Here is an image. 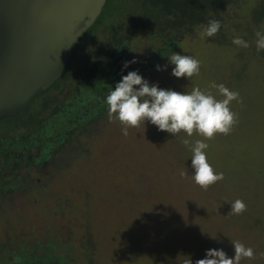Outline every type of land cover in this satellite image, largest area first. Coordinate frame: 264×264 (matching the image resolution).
I'll use <instances>...</instances> for the list:
<instances>
[{"label": "rangeland", "instance_id": "rangeland-1", "mask_svg": "<svg viewBox=\"0 0 264 264\" xmlns=\"http://www.w3.org/2000/svg\"><path fill=\"white\" fill-rule=\"evenodd\" d=\"M155 1L106 5L75 47L68 82L91 65L80 59L104 14L110 22L115 10H127L124 20L161 18L159 5L146 7ZM226 1L215 34L204 21L185 29L134 79L127 70L166 41L153 36L151 48L119 63L121 89L85 134L69 127L40 167L5 170L3 178L29 181L7 199L0 246L18 252L39 243L72 264H264V19L251 18L259 0ZM172 3L183 15H203L199 1ZM148 28L126 36L145 42ZM112 86L106 79L104 88Z\"/></svg>", "mask_w": 264, "mask_h": 264}, {"label": "trees", "instance_id": "trees-1", "mask_svg": "<svg viewBox=\"0 0 264 264\" xmlns=\"http://www.w3.org/2000/svg\"><path fill=\"white\" fill-rule=\"evenodd\" d=\"M112 1L107 0L105 6L111 5ZM192 1H199V5L203 8V15L199 19H195L194 15L191 14L186 16L179 13L172 0H156L146 6L159 5L160 10H162L161 18L156 17L150 20L144 18L141 21L125 18L124 20L119 16L121 12L124 13L127 10H115L114 16L110 17L112 19L110 22L105 21L104 16L106 14H104L99 27H97L99 32L97 31L96 39L93 41L90 50L80 59L82 61L85 57H89L86 61L91 59V65L76 71L68 82L72 70L68 67L71 61L75 59V52H73L72 58L63 73L50 87L40 91L20 114L0 120V215L6 216L4 209L5 205H9L7 199L18 194L29 181L26 179V174L15 175L11 180L3 178L7 174L5 170L10 168L11 172H14L21 167L32 168L35 164L40 167L48 160L49 156L54 155L57 147L62 145V141L65 140L62 131H68L69 127H71L70 129L78 127V131L85 134V126L100 118L104 108L115 100L116 92L121 89L122 83L114 82V72L119 63L127 62L128 56L136 58L138 54L133 52L137 49L151 48L152 39H156L154 37L160 35L166 41L163 48L155 51L152 57L147 54L139 62V65L127 70L126 74L135 78L138 75L139 67L152 66L166 57L170 47L179 43V40L174 37L180 36L185 29L192 33V27L204 21L211 28L213 27V34L218 31L219 16L217 13L219 10H224L223 8L228 2L226 0ZM188 2H183L182 10H188ZM211 11L215 15L210 17L207 14ZM130 15L127 14V17ZM99 17L93 24L94 26L99 22ZM251 18L254 23L264 19V0L258 1L253 8ZM93 25L85 33H91L94 30ZM139 25L149 27L148 31L150 30L151 36L145 42L144 40L132 41L129 35L126 36L127 32H131ZM216 41L221 43L222 39L218 38ZM79 42L76 46L79 45ZM92 53H94V60ZM259 53L260 57H264V48ZM82 70L87 75L79 79ZM106 79L112 82L111 88H104ZM60 96H63V100L58 102ZM41 99L43 101L39 104ZM64 162L66 161L59 164ZM50 245L51 243L44 244L48 249ZM42 247L38 243L32 247L20 248L16 252L12 249L11 244H8L7 249L2 245L0 246V264H72L71 257L63 254L56 255L52 251L46 253Z\"/></svg>", "mask_w": 264, "mask_h": 264}, {"label": "water", "instance_id": "water-1", "mask_svg": "<svg viewBox=\"0 0 264 264\" xmlns=\"http://www.w3.org/2000/svg\"><path fill=\"white\" fill-rule=\"evenodd\" d=\"M107 0H0V120L63 73Z\"/></svg>", "mask_w": 264, "mask_h": 264}]
</instances>
